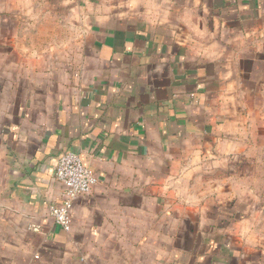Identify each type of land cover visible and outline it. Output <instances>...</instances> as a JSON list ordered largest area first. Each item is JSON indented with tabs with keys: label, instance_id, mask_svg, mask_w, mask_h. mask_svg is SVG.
Returning <instances> with one entry per match:
<instances>
[{
	"label": "crops",
	"instance_id": "0c3cea01",
	"mask_svg": "<svg viewBox=\"0 0 264 264\" xmlns=\"http://www.w3.org/2000/svg\"><path fill=\"white\" fill-rule=\"evenodd\" d=\"M67 151L96 181L66 232ZM257 155L264 0H0V264H264Z\"/></svg>",
	"mask_w": 264,
	"mask_h": 264
},
{
	"label": "built area",
	"instance_id": "2783aa9c",
	"mask_svg": "<svg viewBox=\"0 0 264 264\" xmlns=\"http://www.w3.org/2000/svg\"><path fill=\"white\" fill-rule=\"evenodd\" d=\"M54 175L63 185V199L60 204H52L48 207V216L64 231L71 228V210L74 200L91 192L95 184V177L87 168L80 156L72 151L59 155L54 168ZM32 230L39 231V226H32Z\"/></svg>",
	"mask_w": 264,
	"mask_h": 264
},
{
	"label": "rangeland",
	"instance_id": "374dc122",
	"mask_svg": "<svg viewBox=\"0 0 264 264\" xmlns=\"http://www.w3.org/2000/svg\"><path fill=\"white\" fill-rule=\"evenodd\" d=\"M252 168H253L254 172H257V173L264 172V165H263L262 161L259 160V155H257V158H256L255 163H254V165H253ZM226 183L227 182H225L224 185H223L224 192L229 191V189H224L226 187ZM206 185L208 187H211L212 190H215V179H213V180L194 179L189 184L188 188H190V190H191V188L194 189V195H195L194 198L196 199L195 202H198L199 203L200 200H203L204 198L207 197V196L201 195V193H200V191H202L203 190V187H205ZM262 186H263V179H257V185H256V187H262ZM257 193H260V192H257ZM261 193H264V192H261ZM224 195L226 196L228 194H224ZM261 195H263V194H257L256 197H257V199H261V200H263L262 202H264V196H261ZM210 198H212V197L211 196H208V199H210ZM257 202H258V200H257ZM200 212L201 211H199V210L198 211H195V212L193 211V213H200ZM208 213H209V215H212L213 214V211H209ZM215 213L216 212H214V214ZM217 213H218V215L221 216V212H217ZM229 213H231V212H225V214H223V216H226L225 218H228L229 220H231V217L232 216L226 215V214H229ZM244 213H245V217H246V221L245 222H247L248 219H250V222L245 223L244 226H240V228H239V229H241L240 232H242V233L243 232H246V234L247 233L248 234H254V231L255 230H256L257 233H258V231L261 232V231L264 230V227H263V223L264 222H259V226H257V227L249 226L250 224L257 223L258 222L257 221V218L258 217H261L262 218V215L259 216L260 212H255V217L256 218L253 217L254 213L251 212V211H246ZM261 224H262V226H260ZM230 227H231V225L228 226V228H230Z\"/></svg>",
	"mask_w": 264,
	"mask_h": 264
}]
</instances>
